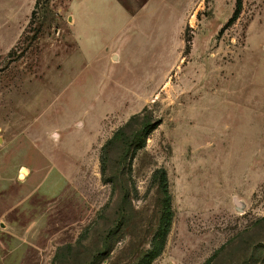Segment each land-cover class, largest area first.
Segmentation results:
<instances>
[{
    "label": "rangeland",
    "instance_id": "rangeland-1",
    "mask_svg": "<svg viewBox=\"0 0 264 264\" xmlns=\"http://www.w3.org/2000/svg\"><path fill=\"white\" fill-rule=\"evenodd\" d=\"M10 40L0 264H264V0H34Z\"/></svg>",
    "mask_w": 264,
    "mask_h": 264
},
{
    "label": "crops",
    "instance_id": "crops-1",
    "mask_svg": "<svg viewBox=\"0 0 264 264\" xmlns=\"http://www.w3.org/2000/svg\"><path fill=\"white\" fill-rule=\"evenodd\" d=\"M33 3L34 0H0V43H11L10 39L12 36L14 34H20L25 25V21H27V15ZM53 167L55 166L50 167L48 173ZM38 187L39 186H37V188Z\"/></svg>",
    "mask_w": 264,
    "mask_h": 264
},
{
    "label": "trees",
    "instance_id": "trees-1",
    "mask_svg": "<svg viewBox=\"0 0 264 264\" xmlns=\"http://www.w3.org/2000/svg\"><path fill=\"white\" fill-rule=\"evenodd\" d=\"M148 130H150V128L147 129L146 132H147ZM100 168L102 169V164L100 165ZM164 228H165V222H163L162 225H161V229L164 230ZM158 248H159V245H156V246H155V249L157 250Z\"/></svg>",
    "mask_w": 264,
    "mask_h": 264
},
{
    "label": "bare ground",
    "instance_id": "bare-ground-1",
    "mask_svg": "<svg viewBox=\"0 0 264 264\" xmlns=\"http://www.w3.org/2000/svg\"><path fill=\"white\" fill-rule=\"evenodd\" d=\"M23 177H24V174H21V175H20V178H23Z\"/></svg>",
    "mask_w": 264,
    "mask_h": 264
}]
</instances>
